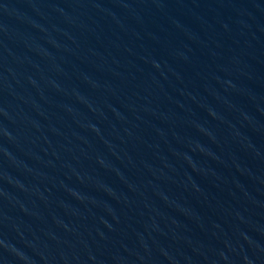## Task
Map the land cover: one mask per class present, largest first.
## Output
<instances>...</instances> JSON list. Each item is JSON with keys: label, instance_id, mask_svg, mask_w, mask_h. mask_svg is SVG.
Returning a JSON list of instances; mask_svg holds the SVG:
<instances>
[{"label": "water", "instance_id": "1", "mask_svg": "<svg viewBox=\"0 0 264 264\" xmlns=\"http://www.w3.org/2000/svg\"><path fill=\"white\" fill-rule=\"evenodd\" d=\"M0 264H264V0H0Z\"/></svg>", "mask_w": 264, "mask_h": 264}]
</instances>
